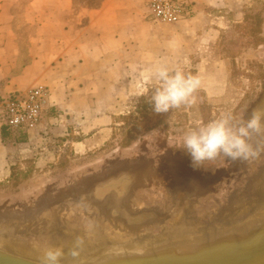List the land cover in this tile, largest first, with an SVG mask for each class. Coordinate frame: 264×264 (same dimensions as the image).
<instances>
[{"label":"rangeland","instance_id":"374dc122","mask_svg":"<svg viewBox=\"0 0 264 264\" xmlns=\"http://www.w3.org/2000/svg\"><path fill=\"white\" fill-rule=\"evenodd\" d=\"M146 19L167 24L152 20L149 12ZM122 61L127 62V57H121ZM179 68L185 74L202 77V87L195 93L197 100L191 107L155 113L150 97L158 82L149 75L125 73V80L115 91L119 103L113 106V113H105L106 104L78 117L75 111L66 113L64 107H59L52 114L60 118L51 123L54 128L33 130L39 133L36 137L10 131L18 141L14 145L21 146L16 148L19 152L30 146L36 149L20 153L16 162L0 169V202L21 197L53 178L61 179L67 172L109 155H119L124 161L118 172L126 171L134 178L142 205L162 203L172 215L185 213L194 218L213 213L259 167L264 150L248 161L233 162L221 156L194 167L190 154L182 149V138L191 128L217 118L222 112L246 120L260 106L264 95V0H251L240 23L223 29L216 43L206 44L199 55H193ZM209 69L215 72L210 73ZM212 79L219 86L206 88L205 82ZM92 116L99 120H90ZM97 130L101 134L96 141L86 140ZM27 137L33 143L22 146L20 141ZM91 216L94 221L100 218L95 212ZM55 239L32 249L44 255L52 244L62 249L61 245L69 242L67 238L63 241V237Z\"/></svg>","mask_w":264,"mask_h":264},{"label":"crops","instance_id":"0c3cea01","mask_svg":"<svg viewBox=\"0 0 264 264\" xmlns=\"http://www.w3.org/2000/svg\"><path fill=\"white\" fill-rule=\"evenodd\" d=\"M189 1L191 17L159 25L146 19L149 0H0V98L47 86L53 107L43 130L54 128L51 123L60 118L52 114L59 107L78 117L106 104L105 113H113L125 73L149 75L159 63L179 68L216 43L223 29L240 23L251 0ZM125 56L127 62H121ZM215 79L205 87L217 88ZM10 131L0 108V169L36 149L29 138L38 132L14 131L29 136L20 143L30 147L19 152ZM100 134L97 130L86 140L96 141Z\"/></svg>","mask_w":264,"mask_h":264},{"label":"bare ground","instance_id":"6f19581e","mask_svg":"<svg viewBox=\"0 0 264 264\" xmlns=\"http://www.w3.org/2000/svg\"><path fill=\"white\" fill-rule=\"evenodd\" d=\"M118 156L109 155L100 161L93 162L92 165H85L69 171L61 179L53 178L44 183L43 186L37 187L21 197L9 200L7 203L0 202V211H4L0 215V248L10 249L4 242V237L13 230L17 234L22 233L23 239L40 237L48 230H67L69 224L66 223L65 216L72 210L84 214V209L87 206L100 207L106 220L113 222L125 220V224L118 228L116 232L118 234L114 236L122 237L118 238V241H111L101 238L106 234L90 232L92 231L91 224L89 227H85L82 224V220L85 218H82L79 229L89 230V233L82 237L86 239L85 241H81L82 238L76 235V238H73L71 248L73 252L70 254L75 258V262L92 261L100 256H107L109 253L107 255L96 253L108 246L114 248L121 246V244H127V247L136 250L151 249L152 246L165 244L172 245L177 242L176 245L186 247L201 245L190 244V242L201 243L205 240L202 238H206L201 237L205 233L195 232L190 228V226L204 225V223H200L201 221H191L194 223H190V221H182L186 219L169 221L168 219L157 218L160 207L157 209L154 206L159 205L147 207V204L142 205L140 199L136 198L134 191L127 193L130 180L127 175L112 173L104 183L99 181L100 175L111 173L116 166L121 165L124 160L123 157ZM92 182L96 184H92ZM118 184L120 186H117ZM111 187H115V190H110ZM254 187L257 198L253 201L252 207L246 215H238L236 207L239 204H236L231 211L225 212L227 210L225 209L215 214L211 221L206 222V227H201L196 231L209 228L208 232L227 229L233 227L237 221L238 225L236 224L232 229L211 233V235L217 234L212 239L220 240L223 236L225 238L222 240L245 238L251 230L264 221V175L258 179ZM237 200L242 202L241 205L247 202V198L244 200L239 197ZM242 218L245 219L241 221ZM218 225L219 227H217ZM43 227L45 228L41 231L40 229ZM151 237H156L155 239L158 240H150ZM121 241H125V243H121ZM35 245L37 244H33V246ZM50 248L57 249L59 247L52 244ZM28 253H32V251L29 249ZM83 257L87 258L83 259Z\"/></svg>","mask_w":264,"mask_h":264},{"label":"water","instance_id":"95a60500","mask_svg":"<svg viewBox=\"0 0 264 264\" xmlns=\"http://www.w3.org/2000/svg\"><path fill=\"white\" fill-rule=\"evenodd\" d=\"M259 107L264 108V95L262 97L261 104ZM119 168H121L120 164L119 166H116L111 173L100 175L103 176V178L105 176V178L104 180L102 178L99 181L101 183H104L106 179L109 178V175L112 173H118L119 175H127L130 178L129 186L126 190L127 193L134 191L136 198H139L137 196L139 187L137 184L134 183V178L131 176L130 173L126 171L118 172ZM263 175L264 160L261 162V164L256 170L248 174L244 184L236 191H234L231 196L227 200H225L226 202L221 207H219L213 213L206 215L205 217H188L189 215L185 213L172 215V213L166 212V207L163 206L162 203H150L149 205H147V207H150L151 205H159L154 206L157 209H159L160 207L158 211L159 213L157 212V218H164L168 219L169 221L186 219L182 221H190V223L201 221L200 223H204V225L190 226V228H192L191 230L195 232L205 233L201 236L206 237L202 238L205 239L203 242H190L191 245L201 244L199 246L186 247L182 245H176L178 243L177 242L172 245L165 244L155 247L152 246L151 249L136 250L134 248L127 247V244H121V246H117L114 248L108 246L102 250H98L99 252H97L96 254L107 255L109 253L107 256H100L99 258H97L98 260L94 259L92 261L75 262V258L72 257V255L70 254L73 252L71 250L73 238H76V236L82 238L84 235L89 233V230H86L84 228H82L81 230L79 229L80 220L82 218H85L84 220H82V224L85 225V227H89L91 224L92 231L90 232L106 234L104 236H101V238H104L106 240L110 239L111 241H118V238L122 237L114 236L115 234H118L116 233L118 228L120 226H124L125 224V220H118L116 222L106 220L104 217L103 210L100 207L94 208L91 206H87V208L84 209V214H80V212L72 210L65 216L66 223L69 224L67 230H48L45 231V233L42 234L40 237H32L31 239H23L21 235L22 233L17 234V232H15L14 230L10 231L9 235L4 237V242L10 249L0 248V264H41V260L44 255L33 253L35 252L32 249L34 247L33 244H41L46 241L56 240L55 238L57 237H63V241H66L67 238V240L69 241L65 242L66 246L61 245L63 250V256L61 258L60 264H264V221L257 225L253 230H251L245 238H239L235 240H222L223 238H225L224 236L220 240L212 239L217 234L211 235V233L232 229L236 224L238 225L237 221L235 222L233 227L227 229H221L214 232H208L210 228L202 231H196L201 227H206V222L208 220L211 221V218H213L215 214L225 209H227L225 212L231 211L236 204H239L236 207V212L238 213V215H246L252 207L253 201L257 198V194L256 192H254V186L256 185L258 179H260ZM93 183L94 182H92V184ZM119 184L117 186H120ZM110 190H115V187H111ZM239 197H242L244 200L247 198V202L241 205L242 202L240 200L236 201V199ZM3 212L4 211H0V215ZM91 212L97 213L100 218L94 221V219L91 218ZM244 219L245 218H242L241 221H243ZM83 222H85V224ZM217 227H219V225ZM44 228L45 227L41 228L40 230L42 231V229ZM155 238L156 237H151L150 240L154 241ZM85 240L86 239L84 238L81 239V241ZM121 243H125V241H121ZM29 249L32 251V253H28ZM86 258L87 257H83V259Z\"/></svg>","mask_w":264,"mask_h":264},{"label":"clouds","instance_id":"9594fccd","mask_svg":"<svg viewBox=\"0 0 264 264\" xmlns=\"http://www.w3.org/2000/svg\"><path fill=\"white\" fill-rule=\"evenodd\" d=\"M149 77L158 82L150 97L157 114L193 106L197 100L195 93L203 82L199 74H185L182 69H171L165 63L149 69ZM182 149L190 154L194 167L221 156L233 162L255 158L264 150V108L254 109L246 120L222 112L217 118L188 130L182 138ZM62 256V249H49L41 264H60Z\"/></svg>","mask_w":264,"mask_h":264},{"label":"built area","instance_id":"2783aa9c","mask_svg":"<svg viewBox=\"0 0 264 264\" xmlns=\"http://www.w3.org/2000/svg\"><path fill=\"white\" fill-rule=\"evenodd\" d=\"M149 17L160 23L177 24L194 12L189 0H149ZM50 90L45 85L15 91L0 98L5 126L11 131L35 130L51 113Z\"/></svg>","mask_w":264,"mask_h":264}]
</instances>
